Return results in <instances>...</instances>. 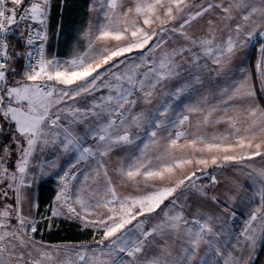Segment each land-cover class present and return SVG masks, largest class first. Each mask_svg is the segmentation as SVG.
I'll return each instance as SVG.
<instances>
[{
	"label": "snow or ice",
	"instance_id": "snow-or-ice-1",
	"mask_svg": "<svg viewBox=\"0 0 264 264\" xmlns=\"http://www.w3.org/2000/svg\"><path fill=\"white\" fill-rule=\"evenodd\" d=\"M53 7L0 0V264H261L264 0Z\"/></svg>",
	"mask_w": 264,
	"mask_h": 264
},
{
	"label": "trees",
	"instance_id": "trees-1",
	"mask_svg": "<svg viewBox=\"0 0 264 264\" xmlns=\"http://www.w3.org/2000/svg\"><path fill=\"white\" fill-rule=\"evenodd\" d=\"M73 6H77L79 15L73 17L76 21L75 26L80 24L87 13V0H67V8L71 9ZM53 23L60 18L58 15V10L54 8L53 13ZM65 22L68 21V12H65L64 15ZM75 26L71 29L62 31L60 33L62 42L69 43L73 36ZM256 47H259V44H256ZM257 49V48H256ZM256 50L252 54L250 59V64L255 63L256 60ZM55 181L53 179L48 180L40 194L41 199V211L44 209L45 205L51 202V197L55 194ZM44 238L52 243L65 242V241H77V240H87L90 239V233L87 230L81 231L75 222H68L63 219H57L53 221V230L49 233L48 231L44 232ZM257 256L261 262L264 264V249H259Z\"/></svg>",
	"mask_w": 264,
	"mask_h": 264
},
{
	"label": "rangeland",
	"instance_id": "rangeland-1",
	"mask_svg": "<svg viewBox=\"0 0 264 264\" xmlns=\"http://www.w3.org/2000/svg\"><path fill=\"white\" fill-rule=\"evenodd\" d=\"M58 2V0H53V5L55 6L56 5V3ZM53 10H54V7H53ZM53 14V13H52ZM87 20H88V16H87V13H86V17H84L83 18V20L81 21V23L80 24H78V25H76L75 26V29H74V31H72L73 32V36H72V38H71V40L70 41H72V43L74 42V39H75V37H76V35H77V33H78V31L81 29V28H83L84 26H86V24H87ZM55 26V25H54ZM71 48V47H70ZM70 48L68 49V50H64V51H62L61 53L62 54H67V52L70 50ZM257 48V49H256ZM258 48L259 47H256V44L254 45V47H250V48H246L242 53H241V57H242V59L245 61V63H248V64H250V59H251V56H252V54L255 52V50H256V58L258 57ZM239 207L240 208H243V205H239ZM259 251V249L257 250V252Z\"/></svg>",
	"mask_w": 264,
	"mask_h": 264
},
{
	"label": "crops",
	"instance_id": "crops-1",
	"mask_svg": "<svg viewBox=\"0 0 264 264\" xmlns=\"http://www.w3.org/2000/svg\"><path fill=\"white\" fill-rule=\"evenodd\" d=\"M58 2H59V0H58ZM57 2V3H58ZM56 3V4H57ZM54 8H55V6H54ZM53 13H54V10H53ZM54 14H52V16H53ZM55 24L53 23V26H54ZM60 43H59V51L60 52H62V51H64V50H68L70 47H71V45H72V41H69V43H64V42H62V38H61V35H60ZM54 181H55V179H53ZM55 187H56V183H55ZM43 211V210H42Z\"/></svg>",
	"mask_w": 264,
	"mask_h": 264
}]
</instances>
